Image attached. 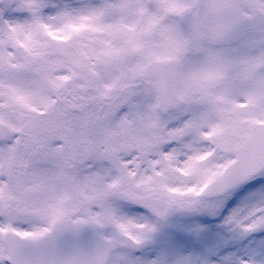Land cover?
I'll list each match as a JSON object with an SVG mask.
<instances>
[{
  "label": "snow or ice",
  "instance_id": "1",
  "mask_svg": "<svg viewBox=\"0 0 264 264\" xmlns=\"http://www.w3.org/2000/svg\"><path fill=\"white\" fill-rule=\"evenodd\" d=\"M0 264H264V0H0Z\"/></svg>",
  "mask_w": 264,
  "mask_h": 264
}]
</instances>
